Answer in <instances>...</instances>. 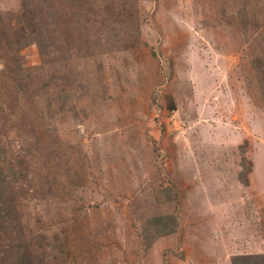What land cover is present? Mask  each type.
I'll return each instance as SVG.
<instances>
[{
	"label": "rangeland",
	"instance_id": "obj_1",
	"mask_svg": "<svg viewBox=\"0 0 264 264\" xmlns=\"http://www.w3.org/2000/svg\"><path fill=\"white\" fill-rule=\"evenodd\" d=\"M223 1L60 0L94 15L66 34L83 88L61 78L72 88L67 106L59 91L46 107L23 105L0 77V264L19 255L231 264L264 254V103L249 94L245 36L218 19ZM26 10L24 0H0V71L30 39ZM18 55L41 63L33 42ZM242 157L248 186L237 177ZM171 215L172 233L146 244L145 222Z\"/></svg>",
	"mask_w": 264,
	"mask_h": 264
},
{
	"label": "trees",
	"instance_id": "obj_2",
	"mask_svg": "<svg viewBox=\"0 0 264 264\" xmlns=\"http://www.w3.org/2000/svg\"><path fill=\"white\" fill-rule=\"evenodd\" d=\"M28 10L23 13L24 24L28 20V33L30 39L25 38L24 43L18 46L7 58L5 69L0 71V77H7L11 89V97L17 103L27 105L31 100L37 103L50 105L53 95L59 91L58 103L60 106H67L71 96L72 88H83L82 79L79 78L78 71H70L72 61L67 58V50L71 44L66 45V34L72 28L81 32L85 26L92 24L94 15L90 17L86 10L87 4H81L80 11L67 9L70 17L60 6V0H24ZM232 3L235 9L232 10ZM220 16L218 18L226 24L237 26L245 36L247 42V55L251 65L250 76L253 81L249 83V94L253 97L254 103L258 106L264 103V0H224L221 3ZM99 15V14H98ZM97 17V14L95 15ZM107 21V16H105ZM27 19V20H26ZM109 25H114L111 20ZM77 26L72 27L73 24ZM81 38L83 36L79 34ZM35 43L41 59L40 65L26 66L24 59L19 57L18 50L29 43ZM76 41H74L75 45ZM66 47V48H65ZM71 79L72 88L67 89V80ZM11 84V85H10ZM241 170L238 172V181L243 186L249 185V174L252 171L251 162L242 157L240 161ZM19 179L20 175H16ZM16 178H14L13 182ZM6 182L5 178L0 179V186ZM10 181L9 183H11ZM8 183V184H9ZM1 192V190H0ZM164 200L168 203L177 198L170 190L160 192ZM1 200V199H0ZM177 203V200H176ZM1 213V209H0ZM173 216H155L145 222L142 234H145L146 244L156 241L172 233L174 229ZM15 264H29L23 255H19ZM30 264H36L32 260ZM40 264V263H38ZM231 264H264V254H242L231 257Z\"/></svg>",
	"mask_w": 264,
	"mask_h": 264
}]
</instances>
